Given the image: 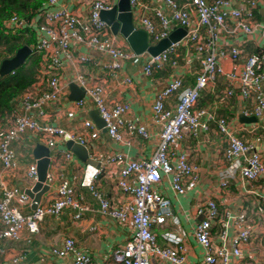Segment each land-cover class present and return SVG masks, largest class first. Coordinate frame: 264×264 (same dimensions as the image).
Masks as SVG:
<instances>
[{
    "label": "built area",
    "instance_id": "built-area-1",
    "mask_svg": "<svg viewBox=\"0 0 264 264\" xmlns=\"http://www.w3.org/2000/svg\"><path fill=\"white\" fill-rule=\"evenodd\" d=\"M241 8H234L230 0H184L178 4L176 0H161V8L149 9L140 0H128L131 20L137 23L152 43L164 39L175 28L185 30V35L178 42L170 45L156 56L145 57L142 73L149 77L152 72L161 71L166 66L177 68L176 48H190L198 63V73L189 88H182L179 75L172 77L156 94L151 107V121L159 126L157 145L148 158L138 160L126 159L121 153H114L101 162L118 166L116 188L126 201L119 206H113L97 189L94 180L100 175V169L94 172L88 186V195L98 205V212L116 223L125 225L130 235L125 244L113 253L116 264H150L155 258L168 264H182L186 248L185 232L175 228L171 233H164L162 239L166 246L156 244L151 232L153 225H163L172 220L170 202L154 190L161 181L168 177L167 184L176 196L191 190L197 182V166L188 162L187 156L179 150V142L186 136L198 138L205 136L209 124H214L217 132L223 136L226 147L224 158L227 162H235L238 176L242 182H252L264 176V166L255 148L235 137L228 131L227 122L223 118H215L212 113L195 110L200 93L217 77H223L226 88L225 98L233 96L234 89L243 100L253 105V115L259 118L264 113V18L256 19L254 13L263 12L264 0H238ZM86 16L71 14L65 8L58 6V0H47L37 20L29 22L10 17L2 23L5 33L27 28L33 32L35 43L30 49L40 55L36 81L13 101L12 115L3 126H0V169L2 172H12L16 166L12 145L19 141L23 134H28L36 144L44 145L56 151L66 161L70 160V152L64 148V137L73 143L85 147V139L76 132H66L64 129L47 124V104H55L66 94L69 83L78 86L83 92L82 99L73 102L77 109H83L90 103L103 122L104 133L114 143H123V135L137 136L147 139L148 133L144 126L134 124L124 118L128 111L126 104L116 103L109 106L104 97L102 87L86 78L79 68L91 60L79 49L95 51L108 57L111 62L101 68L111 73L119 69L121 61H129L137 56L128 48L116 44L115 36L110 35L109 28L99 18L100 11L110 10L108 0H83ZM55 8V9H54ZM150 11L152 16L145 15ZM39 20V22H38ZM240 32L248 37H257L263 46L256 53L245 57L241 70L237 73L224 72L219 64L220 59L237 61L243 54L240 44L222 47V36ZM75 54V55H74ZM65 64L73 68L71 80L62 83V70ZM44 87H41L42 83ZM124 84L129 80L124 79ZM173 95L174 107L165 108V102ZM38 120L40 122H38ZM84 129H94L92 123L86 120L82 123ZM96 131V130H95ZM127 144V143H126ZM239 158V159H238ZM241 163V164H240ZM99 174V175H98ZM232 175L223 174L219 187L225 188ZM25 179L31 185L36 182L35 164H30L25 170ZM71 179L56 174L45 176L48 189L57 183L54 196L46 205L35 206L34 210L22 214L20 208L32 206L27 195L16 187L6 185L0 177V243L18 242L21 234L28 236L38 233V225L44 216H58L62 210L69 208L73 218L79 219L87 211L81 199L75 195ZM259 206L264 212V196L258 197ZM196 215L201 220L192 228V236L200 246L203 254L202 264H227L228 259H239L242 248L249 243L252 228L245 212L224 213L225 220L221 222L219 238H227V230L232 228L233 234L229 240V248H214L210 229L218 221V208L214 201L208 199L196 209ZM261 218V216H260ZM261 240L264 243V224ZM49 254L54 258L70 256V264H93L90 258L75 248L71 238H64L59 247L50 248ZM21 257L14 255L8 264H19ZM264 264V255L262 257Z\"/></svg>",
    "mask_w": 264,
    "mask_h": 264
},
{
    "label": "crops",
    "instance_id": "crops-1",
    "mask_svg": "<svg viewBox=\"0 0 264 264\" xmlns=\"http://www.w3.org/2000/svg\"><path fill=\"white\" fill-rule=\"evenodd\" d=\"M82 1L58 0V6L65 8L73 15L84 17L86 16V9ZM183 1L176 0L178 4H182ZM206 1L209 2L210 0ZM230 1L234 8L244 10L238 0ZM116 2L117 0H108L111 6ZM140 2L149 9L162 7L161 0H140ZM145 15L152 16L150 11H147ZM254 17L258 20L263 19V12L260 10L254 13ZM131 23L134 29H140L137 23L132 20ZM110 35L112 34L110 33ZM147 40L149 45L156 44H153L151 40L150 42L149 38ZM115 41L120 47H128L125 40L119 35L115 36ZM221 41L222 47L240 44L243 49V54L237 61L231 62L227 58L219 60L220 66L226 73L239 72L245 57L249 53H256L258 48L263 46V42L257 37H248L240 32L229 37L223 35ZM79 51L86 54L91 60L89 63L80 66V72L91 83L96 82L102 87L105 100L109 106L116 103L126 104L128 111L124 118L134 124L144 126L148 138L141 139L135 135L127 136L124 134L123 143H114L93 124L89 112L94 111V109L90 103H86L83 109H77L73 106L74 101L67 99L68 87L66 94L59 98L55 104L45 106L44 111L48 114L46 123L58 126L66 132H76L78 136L85 139L84 148L86 149L87 160L96 165H94V172L100 169V175L98 174L99 176L94 180L97 189L104 198L113 203V206H119L126 202L125 197L116 188L119 167L105 164L101 160L108 159L114 153H121L130 160L150 157L157 145L160 131L159 126L154 124L150 118V107L156 94L176 75H179L182 80V88L191 87L198 73V63L190 48L179 46L176 48L178 66L175 70L166 66L163 70L152 72L147 77L142 73L143 62L148 55L146 53L133 60L121 61L119 69L111 73L108 69L101 68V66L111 62L108 57L91 50L79 49ZM72 73L73 68L69 64H65L61 73V82H69ZM124 79H128L129 83L124 84ZM44 86L45 83L43 82L41 87ZM76 87L78 88V86ZM225 88L226 81L224 78L217 77L200 93L194 109L212 113L215 118H223L232 135L255 148L264 166V113L261 117L255 118L253 104L248 100L241 99L237 89H234L232 97L225 98L223 95ZM262 89H264V82ZM175 97L176 95H173L165 102L166 109L174 107ZM240 112L247 118L254 117L255 122L245 124L239 121ZM86 120L92 123L96 131L82 127V123ZM38 122L40 121L38 120ZM35 146L36 141L33 142L28 134H23L19 141L12 145L16 166L12 172L7 173L0 169V177L4 179L7 186L16 187L23 192L33 186L27 182L24 174L27 166L35 164L32 157V150ZM225 147L226 142L223 136L217 132L214 124H209V130L205 136L184 137L179 142V150L187 156L188 162L198 168V180L195 186L184 194L176 196L169 188L168 177H166L154 187L156 192L169 200L173 218L172 220L168 219L163 225H153L151 232L155 237L156 244L160 247L166 246L162 239L164 233H171L175 228H181L185 232L186 255L182 264H202V250L192 236V228L201 220V216L196 215V209L208 199L216 203L219 214L216 225L210 229L214 248H229V240L233 234L232 228H228L225 240H221L218 235L221 231L219 226L225 220L224 213L226 211L245 212L252 228L251 239L242 248L241 257L238 260L230 257L227 264H263L264 243L261 240V233L263 231L264 212L262 206H259L258 197L264 196V176L252 182H242L238 176V169L234 166L238 160L231 163L227 162L224 158ZM70 155V160L66 161L62 156L56 154V151L52 150L48 156L49 163L46 174L54 178L56 174H61L69 179L74 176L75 179L72 181L74 193L81 199V202H84L87 211L81 214L79 219L72 217L73 211L69 208L62 210L58 216H44L38 225L39 230L36 235L28 236L23 232L18 242L0 243V264H8L9 258L14 255L21 257L19 264H70V256L59 259L54 258L48 252L52 247H59L64 238H71L75 243V248L89 257L93 264H116L113 260V253L125 244L130 232L125 225L118 224L98 212L97 202L88 195V184L83 185L85 164L73 153L70 152ZM231 170L232 175L227 186L220 188L218 184L221 176L230 174ZM56 185L55 182L51 184L48 191L41 196L40 205H46L53 198ZM20 210L22 214L31 211L29 206L21 207ZM150 264L168 263L152 258Z\"/></svg>",
    "mask_w": 264,
    "mask_h": 264
},
{
    "label": "water",
    "instance_id": "water-1",
    "mask_svg": "<svg viewBox=\"0 0 264 264\" xmlns=\"http://www.w3.org/2000/svg\"><path fill=\"white\" fill-rule=\"evenodd\" d=\"M99 18L109 28V31L113 36L119 35L125 40L128 48L136 56L144 53L149 56H156L166 50L170 45L178 42L185 35L184 29L176 28L171 31L166 38L159 40L154 45H149L146 34L140 29L133 28L128 0H117L110 10L100 11ZM29 54L30 49L27 46H24L18 49L12 58L1 61L0 78L18 68ZM68 89L69 94L67 99L69 101H78L82 99L83 92L81 89L73 84H69ZM89 116L95 127L103 133L104 125L96 112H89ZM238 119L245 124L255 122L254 117L247 118L242 115V112L239 113ZM64 145L66 149L85 164L83 185L86 186L94 173L95 164L92 161L87 160L86 149L83 146L69 141L67 137H64ZM51 151V148H45L43 145L39 144H36L32 150V157L35 160L36 182L31 188L24 192L32 202V206L30 207L32 210H34L35 206L39 203L41 196L48 191V187L45 184V176L49 163L48 156Z\"/></svg>",
    "mask_w": 264,
    "mask_h": 264
},
{
    "label": "trees",
    "instance_id": "trees-1",
    "mask_svg": "<svg viewBox=\"0 0 264 264\" xmlns=\"http://www.w3.org/2000/svg\"><path fill=\"white\" fill-rule=\"evenodd\" d=\"M46 2L47 0H0V63L12 58L18 49L24 46L30 49L35 43L34 34L29 29L5 33L2 23L10 17L26 22L37 20ZM39 62L40 55L30 49V54L18 68L0 78V126L11 118L13 101L36 81Z\"/></svg>",
    "mask_w": 264,
    "mask_h": 264
}]
</instances>
